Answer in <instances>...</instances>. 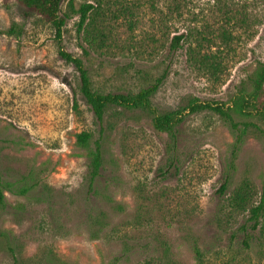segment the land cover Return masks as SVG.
<instances>
[{
  "label": "rangeland",
  "instance_id": "obj_1",
  "mask_svg": "<svg viewBox=\"0 0 264 264\" xmlns=\"http://www.w3.org/2000/svg\"><path fill=\"white\" fill-rule=\"evenodd\" d=\"M68 2L58 39L18 0H0V175L9 205L0 208V264H264V224L248 220L264 193V123L235 117L245 131L234 149L236 134L211 111H185L174 145L139 109L108 106L97 122L77 70L58 53L80 59L101 93L135 94L163 76L150 98L156 114L192 99L228 104L264 62V0ZM84 4L93 8L79 31ZM82 131L91 133L87 148L75 143ZM96 140L103 164L92 192ZM243 182L250 197L239 209L232 195Z\"/></svg>",
  "mask_w": 264,
  "mask_h": 264
},
{
  "label": "trees",
  "instance_id": "obj_2",
  "mask_svg": "<svg viewBox=\"0 0 264 264\" xmlns=\"http://www.w3.org/2000/svg\"><path fill=\"white\" fill-rule=\"evenodd\" d=\"M20 5L26 10L37 14L45 22L50 23L56 31V37L61 36L62 27L65 24L66 14H62L63 0H18ZM73 0H69L68 8L72 7ZM93 6L91 4L82 5L77 11L80 14L78 22L79 31L83 28V24L88 19L87 13ZM88 23L86 24L87 27ZM181 36H175L172 39V49L175 50ZM59 55L66 61L71 63L78 72L79 77V93L85 101L86 105L92 112L95 120L101 122L104 111L108 106H117L127 110H142L151 115V123L155 130L167 133L173 145L176 142L175 128L183 121L184 112L193 114L200 111H211L218 115L229 128L236 134L233 148L236 149L239 143L240 134L245 131L243 128L240 132L238 122L235 117H258L264 123V104L260 100L264 96V62H261L255 70L254 76L251 78L250 90L239 89L229 100L228 104L202 102L197 99H192L187 106L177 110L156 114L152 108L150 98L157 91L162 78H158L155 84L139 90L135 94L130 93H101L92 89L87 70L84 69L80 59L72 57L69 53L58 49ZM198 62L215 70L217 65L213 58L209 55H202ZM243 125H247L244 123ZM91 138V133L82 131L76 134V145L87 148ZM94 149L89 152L88 162V191L94 189V182L100 176L102 170V152L98 140L94 143ZM227 178L220 186V192L226 189ZM250 191L246 182L241 183L233 192L232 204L239 209H245ZM0 208H9L4 195V186L0 175ZM248 220L252 227L255 228L261 221L264 224V193H262L259 202L248 208ZM118 258L115 257L109 264H114Z\"/></svg>",
  "mask_w": 264,
  "mask_h": 264
}]
</instances>
